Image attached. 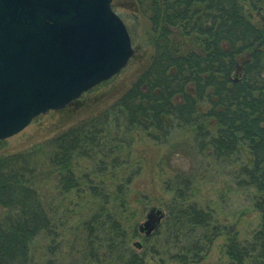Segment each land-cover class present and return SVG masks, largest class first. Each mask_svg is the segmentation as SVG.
<instances>
[{
  "label": "trees",
  "instance_id": "16d2710c",
  "mask_svg": "<svg viewBox=\"0 0 264 264\" xmlns=\"http://www.w3.org/2000/svg\"><path fill=\"white\" fill-rule=\"evenodd\" d=\"M248 1L258 22L247 17L240 0H132L138 15L150 25L153 53L143 73L113 104L126 110L131 123L149 120L166 127L176 120L196 124L200 131L201 122L208 128L205 143L217 156L228 155L239 140L248 142L252 164L243 168L241 181L255 188L253 206L260 220L251 240L241 242L235 231H227L223 249L229 260L224 264L264 263V0ZM174 32L190 36L198 47L180 53L170 39ZM204 96L211 108L202 115L198 101ZM68 105L65 108L73 107ZM100 119V115L76 119L34 146L0 154V264H30V243L52 223L37 186L43 179L41 162L47 159L53 166L60 191L78 188L73 161L80 151L87 153L88 137ZM178 177L175 190L186 196L182 187L189 188L191 178L184 171ZM99 217L82 221L85 258L105 264H144L118 219ZM173 223L182 229L185 223L207 227L210 216L192 202H174L166 225L170 228ZM215 233L213 227L206 241ZM188 259L187 255L181 258L183 263Z\"/></svg>",
  "mask_w": 264,
  "mask_h": 264
},
{
  "label": "rangeland",
  "instance_id": "374dc122",
  "mask_svg": "<svg viewBox=\"0 0 264 264\" xmlns=\"http://www.w3.org/2000/svg\"><path fill=\"white\" fill-rule=\"evenodd\" d=\"M240 3L252 22L260 20L248 0ZM111 5L131 38L134 53L127 64L109 79L83 92L70 103L73 107H64L62 112L41 113L0 142V154H7L36 145L76 119L101 117L89 141L85 139L87 153L80 151L73 161L78 188L60 191L53 166L47 159L41 160L43 179L37 186L52 223L48 231L38 234L30 243V264H79L81 261L105 264L107 261L93 262L85 258L86 228L82 221L97 215L99 220L109 215L118 219L133 251L140 254L144 264H224L229 260L223 249L227 231H235L238 240L244 242L251 240L259 225V212L253 206L255 188L241 181L243 168L252 164L249 144L239 140L228 155L217 156L212 146L205 143L208 128L201 122L200 131L196 124L183 125L176 120L166 127L149 120L131 123L123 107L113 106L143 73L153 46L150 25L138 15L132 0H112ZM170 39L183 54L199 45L182 32H174ZM198 102L204 115L211 108L210 99L204 96ZM214 129L212 126L209 131ZM202 140L205 147L200 148ZM181 171L188 172L191 178L189 188L182 187L186 196L175 190ZM173 199L179 205L192 202L208 212L210 224L194 227L185 223L182 229L180 224L173 223L168 228L166 222ZM157 208L162 210L159 221L144 230L147 214ZM213 227L218 234L208 242L206 236ZM135 241L141 246H134ZM196 252L199 255L190 260ZM186 255L189 261L183 263L181 258Z\"/></svg>",
  "mask_w": 264,
  "mask_h": 264
},
{
  "label": "water",
  "instance_id": "95a60500",
  "mask_svg": "<svg viewBox=\"0 0 264 264\" xmlns=\"http://www.w3.org/2000/svg\"><path fill=\"white\" fill-rule=\"evenodd\" d=\"M111 1L0 0V139L127 64L131 38ZM161 213L149 211L143 229Z\"/></svg>",
  "mask_w": 264,
  "mask_h": 264
}]
</instances>
